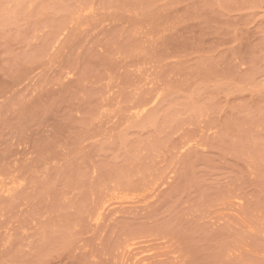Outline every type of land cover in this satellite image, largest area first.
<instances>
[{"label": "rangeland", "instance_id": "374dc122", "mask_svg": "<svg viewBox=\"0 0 264 264\" xmlns=\"http://www.w3.org/2000/svg\"><path fill=\"white\" fill-rule=\"evenodd\" d=\"M0 264H264V0H0Z\"/></svg>", "mask_w": 264, "mask_h": 264}]
</instances>
